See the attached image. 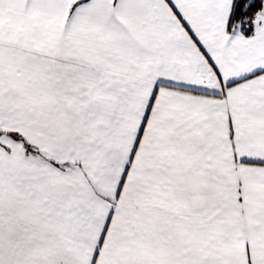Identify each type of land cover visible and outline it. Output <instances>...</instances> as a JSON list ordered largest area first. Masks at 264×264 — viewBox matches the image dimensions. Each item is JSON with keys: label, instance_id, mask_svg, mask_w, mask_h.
<instances>
[{"label": "snow or ice", "instance_id": "6c2138e0", "mask_svg": "<svg viewBox=\"0 0 264 264\" xmlns=\"http://www.w3.org/2000/svg\"><path fill=\"white\" fill-rule=\"evenodd\" d=\"M0 264H264V0H0Z\"/></svg>", "mask_w": 264, "mask_h": 264}]
</instances>
